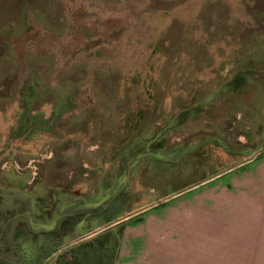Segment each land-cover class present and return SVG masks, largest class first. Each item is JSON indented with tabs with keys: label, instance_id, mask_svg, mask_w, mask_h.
<instances>
[{
	"label": "rangeland",
	"instance_id": "374dc122",
	"mask_svg": "<svg viewBox=\"0 0 264 264\" xmlns=\"http://www.w3.org/2000/svg\"><path fill=\"white\" fill-rule=\"evenodd\" d=\"M260 150L264 0H0V264H158L126 224L163 201L194 264H259Z\"/></svg>",
	"mask_w": 264,
	"mask_h": 264
},
{
	"label": "crops",
	"instance_id": "0c3cea01",
	"mask_svg": "<svg viewBox=\"0 0 264 264\" xmlns=\"http://www.w3.org/2000/svg\"><path fill=\"white\" fill-rule=\"evenodd\" d=\"M259 152L253 156V159L256 160L255 162L258 163L255 167L257 178H255V187H253L256 188V192L254 197H252V187L245 186L243 188V192L246 195L245 198H243L244 201L242 206L244 210L247 211V217L249 219L253 218V224L255 223L257 225L259 231L254 237V240H252V245L254 247L255 261L261 264L263 261L261 259L264 258V214L261 213L262 209H264V150H260ZM247 160L242 161V163L240 162L239 165L246 163ZM250 202H253V207L251 208L247 207ZM160 205H166V201L157 203L156 206L151 209H146L140 214V219L138 221L132 222L131 220L128 222L126 225L134 227L140 223L142 232L140 235L131 232L130 234L126 235V238H140L141 250L144 252L153 250V253H156L158 264H194L193 252L195 253L197 251V246L194 245V242L201 240V238H197V235L195 234L193 235V231L196 230V228H193V225L195 224L194 220H196V218L193 216V207L190 206L189 217L186 216L187 214L185 211L181 210L174 212L170 216H163L160 213H156L157 209H160L157 208L160 207ZM234 206H232V208H234ZM242 206L240 205V208ZM248 218L243 220L240 218L236 222H246ZM230 220L234 219H220V222L222 221L221 225L223 226V229L221 233H217L216 236H213L212 233L209 234V231L211 230L207 228L204 240H208L210 238L213 240L214 237H223V240L232 229H236V233H238V235L242 234L239 233V230H242L244 227L241 225L242 223L237 224L235 221L229 222ZM261 224L263 225L262 228L260 227ZM162 241H164L163 244H161ZM225 245L226 244L220 245L221 254L225 249ZM235 249V252L240 254L241 257H250V252L244 251L246 248L237 247ZM201 251L203 252V250ZM135 252L130 253L128 248L124 250V248L121 247L119 249L120 259L118 260L117 264L127 263L128 261L126 259L133 256ZM167 257L170 258L167 259ZM224 262L226 261L223 260L221 263L225 264Z\"/></svg>",
	"mask_w": 264,
	"mask_h": 264
},
{
	"label": "trees",
	"instance_id": "16d2710c",
	"mask_svg": "<svg viewBox=\"0 0 264 264\" xmlns=\"http://www.w3.org/2000/svg\"><path fill=\"white\" fill-rule=\"evenodd\" d=\"M260 153V152H259ZM258 153V154H259ZM257 154V155H258ZM130 221L131 220H133V219H135V220H138V219H140V213H136V214H134V215H132L130 218ZM102 234L104 233V232H101ZM98 234L97 236H93L92 238H90L91 240H83V241H81V242H79L78 244H77V246L76 247H73L71 250L73 251L74 249H76L73 253H76V252H78L79 250H78V248L79 249H82V248H87V247H89V246H91L92 245V243H94L95 242V240L94 239H97V241H98V243L100 244H102V239H101V235L102 234ZM83 250H85L86 252H87V250L86 249H83ZM81 254H84V252L82 251L81 252ZM86 254V253H85ZM84 254V255H85ZM74 255V257L75 258H78L80 255H78V254H73ZM22 257V256H21ZM60 257H58L57 259H56V262H59L60 260ZM29 260H31V259H29ZM12 261H14V260H12ZM20 261H23L22 260V258H20ZM28 260H25L23 263H25V264H27L28 262H27ZM10 262V261H9ZM60 264H63L62 262H60Z\"/></svg>",
	"mask_w": 264,
	"mask_h": 264
},
{
	"label": "water",
	"instance_id": "95a60500",
	"mask_svg": "<svg viewBox=\"0 0 264 264\" xmlns=\"http://www.w3.org/2000/svg\"><path fill=\"white\" fill-rule=\"evenodd\" d=\"M242 163V162H241Z\"/></svg>",
	"mask_w": 264,
	"mask_h": 264
}]
</instances>
